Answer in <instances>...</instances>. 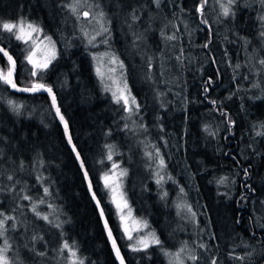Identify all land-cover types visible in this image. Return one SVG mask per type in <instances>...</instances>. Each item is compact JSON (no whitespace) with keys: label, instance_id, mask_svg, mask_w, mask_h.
<instances>
[{"label":"trees","instance_id":"1","mask_svg":"<svg viewBox=\"0 0 264 264\" xmlns=\"http://www.w3.org/2000/svg\"><path fill=\"white\" fill-rule=\"evenodd\" d=\"M75 2L0 0V45L18 62L19 85L42 83L56 93L127 263L169 264L162 242L171 233L186 241L194 264H264V92L256 90L264 71L250 47L257 40L264 57L261 2L234 0L224 15L217 0H145L161 24L153 43L138 42L132 54L115 28L107 35L75 30ZM21 21L56 49L44 73H30L31 46L16 39L17 29L2 27ZM104 49L124 65L139 104L134 114L98 79L94 62ZM7 70L0 55V71ZM113 166L124 174L122 193L137 221L161 229L159 245L131 249L113 202L122 194L105 184ZM153 205L158 220L149 213ZM176 211L185 222L164 232ZM0 213L12 218L0 229L2 248L5 230L15 240L25 232L46 240L21 243L28 247L22 264H118L49 97L16 94L3 80Z\"/></svg>","mask_w":264,"mask_h":264},{"label":"rangeland","instance_id":"2","mask_svg":"<svg viewBox=\"0 0 264 264\" xmlns=\"http://www.w3.org/2000/svg\"><path fill=\"white\" fill-rule=\"evenodd\" d=\"M75 1L76 2L72 6V15L78 22L76 25H74L75 30L80 31L85 27V29L89 31L90 34L100 32V35H107L109 34L110 30L115 28V31L122 35L121 47H123V50H125L128 44L130 45L128 48V53L130 54L134 52L138 42L143 41L144 43L147 42V44L153 43V39L155 38V36H153V30L158 24H161L160 20H157L158 18L155 16L156 12L153 11L151 6L142 4L145 0H92V2L91 0ZM259 1L264 8V0ZM217 2H220V6L221 4L228 5V0H217ZM84 11L89 13L88 17H84ZM23 26V32H18V30L17 32L22 36V40L25 42L26 46L27 44L31 46L30 51H28V65L30 66L28 69H30V73L34 75H36V73H44L54 62L56 49L54 48V45L51 43V41H49L37 28L36 31H33L27 27L26 23H23ZM114 43L115 40L113 38V44ZM250 47L251 50L253 49L252 51L255 52L254 55L252 54L253 57L256 56V58L260 60V66H262L264 71V63H261V61H264V57L261 53L259 42L257 40L252 41L250 43ZM98 53L100 54L95 57L94 65L99 81L104 86L105 90L112 95L114 101L120 103L126 111L134 114L135 109L139 106V104L129 88L130 82L126 75L122 61L118 56L108 49H104ZM133 62L136 63V61ZM8 71L9 70H7V72ZM256 90L264 92V80L257 82ZM204 140L210 142V139L207 136L204 137ZM138 160L140 161L139 158ZM161 161L162 160L160 158H157L156 160L160 174L158 177L159 182L165 181L164 176L161 174L163 171L162 164L160 163ZM2 167L6 169L5 167L7 166H5L3 163L1 168ZM112 169L113 170L105 178V184L111 189L116 190V194H122L120 196L117 195L113 199V202L117 209L123 232L130 242L131 249L146 250L149 247L159 245V239L161 238L159 232L161 229L157 227L156 222L154 225L153 223L148 225L145 222L143 223L142 220L137 221L127 201L126 195H123L122 193V191H125L124 174L120 169L117 168V166H113ZM8 172V169L3 171V173ZM149 213L151 216H154L156 220L159 219L160 211L157 209L156 205H153L149 208ZM171 218L173 221L170 223L166 222L163 228L164 232L175 231L177 230L175 227L176 223L181 224V222H185L184 220H181L180 216L177 214V211L174 212ZM7 220L8 219H6L5 222ZM14 224H16L18 227H25V223L21 220L14 221ZM6 226H9L8 221ZM4 236L8 245L7 253L5 255L9 261V264L23 263V260L25 259V252L28 251V247H20L21 243L46 244L45 238L41 237L40 234L31 235L28 232H25L21 238L15 240L11 238L9 232L5 230ZM194 236L196 237L202 235H198V230L195 229ZM1 238H3V235L0 236V248L3 246ZM156 241H159V243ZM162 243L164 248L167 249V254L169 257L167 260L169 264L195 263L193 255L189 250H187L188 246L185 240L177 238L170 233L167 239ZM177 253L179 256H177ZM56 257H59L58 254ZM45 260L49 261V258H46ZM58 260L59 258H54L51 261V264H58Z\"/></svg>","mask_w":264,"mask_h":264},{"label":"water","instance_id":"3","mask_svg":"<svg viewBox=\"0 0 264 264\" xmlns=\"http://www.w3.org/2000/svg\"><path fill=\"white\" fill-rule=\"evenodd\" d=\"M84 17H88L89 16V13L88 12H84L83 13ZM0 49H3L4 51L3 52H0V55L5 59V61L9 64V69L11 67V62L8 60V57L11 56L12 58V61L15 62L14 64V68H12V77L11 79L15 82V84L17 85L16 88H13L11 87V85L7 84L9 86V88L12 90V92L16 93V94H19V95H46L49 97L50 99V102H51V105H52V108H53V111L57 117V120L58 122L60 123L61 127L63 128L64 130V134H65V138H66V142L70 148V150L72 151V153L74 154L78 164H79V167L83 173V176L85 178V181L87 183V186H88V191H89V194L100 214V217H101V221H102V224H103V227H104V230H105V233L107 235V239H108V242L110 244V247H111V250L116 258V261L118 264H128L125 257H124V254L121 250V247L117 241V238L115 237L113 231H112V228L109 224V221L107 219V216L105 214V211H104V208L98 198V196L96 195L95 193V190H94V186H93V183H92V180H91V177L87 171V168L83 162V159L81 157V154L79 152V150L77 149L74 141H73V138H72V135H71V131L69 129V124L65 118V116L63 115L62 113V110L59 106V102H58V99H57V95L56 93L53 91V89L50 87V86H47L45 84H42V83H39V84H36V85H43L44 87H41V88H37L35 91H32V90H29V91H22L21 89H24V88H29L31 89L32 87H25V86H21L19 85L18 81H17V74H18V62L16 60V58L8 51L6 50L2 45H0ZM7 53V55H5L4 53ZM48 89H51V91H48ZM54 97V99H53ZM57 109L59 111H57ZM61 117H63V119H61ZM117 251L119 252V255H117Z\"/></svg>","mask_w":264,"mask_h":264},{"label":"snow or ice","instance_id":"4","mask_svg":"<svg viewBox=\"0 0 264 264\" xmlns=\"http://www.w3.org/2000/svg\"><path fill=\"white\" fill-rule=\"evenodd\" d=\"M157 2H158V0H157ZM204 2H206V0H204ZM233 2H234V0H228V5L221 4V8L223 9V14L224 15H228V13L230 11L229 5H231ZM202 7H203V4H201V9H202ZM2 27H3L4 30H6L8 32H12L14 29H17L18 32H23V30H24L23 21H21L19 24L3 23ZM27 27L29 29H32L33 31L37 30L31 24H28ZM16 39H22V36L17 34L16 35ZM3 51H4L3 49H0V52H3ZM4 54L7 55L6 52ZM8 60L11 62V67H10L9 71L6 74L3 73L2 71H0V80H3L5 83L11 85V87L16 88L17 85L11 79V77H12V68H14L15 62L12 61L11 56L8 57ZM261 63H264V61H261ZM41 87H44V86L43 85H33V87L31 89L24 88V89H21V90L22 91H29V90L35 91L37 88H41ZM48 91H51V89H48ZM53 99H54V97H53ZM57 111H59V110L57 109ZM61 119H63V117H61ZM8 179H11V177H8ZM221 182H223V181H221ZM45 191L47 192V189H45ZM25 199H28V197H25ZM33 211H35V208H33ZM0 216H3V213H0ZM6 219H12V218L11 217H5L4 219H0V229H4V224H5V220ZM45 219H47V217H45ZM2 235H3V231H0V236H2ZM156 242L159 243V241H156ZM4 244H5V247L4 248H0V264H9V261H8L6 255H5V253L7 251V247H8L7 240L4 241ZM63 247L68 249L71 252L72 257H76V252L72 251L70 245L67 242H65ZM117 255H119L118 251H117ZM177 256H179L178 253H177ZM73 264H76V262L73 261ZM79 264H83V261H79Z\"/></svg>","mask_w":264,"mask_h":264},{"label":"flooded vegetation","instance_id":"5","mask_svg":"<svg viewBox=\"0 0 264 264\" xmlns=\"http://www.w3.org/2000/svg\"><path fill=\"white\" fill-rule=\"evenodd\" d=\"M129 88H130V86H129ZM130 90H131V88H130ZM132 92V91H131ZM133 93V92H132Z\"/></svg>","mask_w":264,"mask_h":264}]
</instances>
